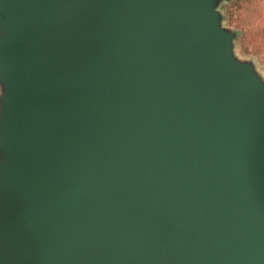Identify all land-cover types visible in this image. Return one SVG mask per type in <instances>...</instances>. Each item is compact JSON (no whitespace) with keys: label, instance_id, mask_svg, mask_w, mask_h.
Returning <instances> with one entry per match:
<instances>
[{"label":"water","instance_id":"1","mask_svg":"<svg viewBox=\"0 0 264 264\" xmlns=\"http://www.w3.org/2000/svg\"><path fill=\"white\" fill-rule=\"evenodd\" d=\"M219 0H0V264H264V80Z\"/></svg>","mask_w":264,"mask_h":264},{"label":"trees","instance_id":"2","mask_svg":"<svg viewBox=\"0 0 264 264\" xmlns=\"http://www.w3.org/2000/svg\"><path fill=\"white\" fill-rule=\"evenodd\" d=\"M222 18L235 30L233 40L243 49L247 44L254 52L264 48V0H230Z\"/></svg>","mask_w":264,"mask_h":264},{"label":"rangeland","instance_id":"3","mask_svg":"<svg viewBox=\"0 0 264 264\" xmlns=\"http://www.w3.org/2000/svg\"><path fill=\"white\" fill-rule=\"evenodd\" d=\"M230 0H219L217 1L215 7L216 11L218 12L219 16V23L220 26H222L225 29H228L232 32V55L234 58L245 61L251 64L254 72L257 74V76L264 80V48L260 49L259 51L254 52V48L250 46L249 44L246 45V47L243 49V47L239 44H237L233 37L235 36V30L232 25H227L224 22V19L222 18L223 12L225 11L226 7H228L230 4ZM1 92V88H0Z\"/></svg>","mask_w":264,"mask_h":264}]
</instances>
